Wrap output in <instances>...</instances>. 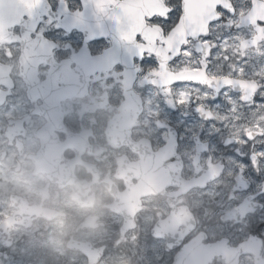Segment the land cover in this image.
<instances>
[{"label":"flooded vegetation","instance_id":"af4514ba","mask_svg":"<svg viewBox=\"0 0 264 264\" xmlns=\"http://www.w3.org/2000/svg\"><path fill=\"white\" fill-rule=\"evenodd\" d=\"M232 2L173 60L174 13L150 20L162 30L136 35L123 61L99 70L75 59L58 85L72 80L77 94L59 100L53 123L14 77L6 105L21 88L31 111L1 120L0 264H90L88 243L105 247L100 264L154 253L162 264H264V0ZM79 35L71 55L56 40L58 62L78 55ZM114 47L89 42L93 56ZM14 54L0 44L1 62ZM50 69H39L41 89Z\"/></svg>","mask_w":264,"mask_h":264},{"label":"water","instance_id":"95a60500","mask_svg":"<svg viewBox=\"0 0 264 264\" xmlns=\"http://www.w3.org/2000/svg\"><path fill=\"white\" fill-rule=\"evenodd\" d=\"M36 0H0V42L10 41L22 44L21 71L29 80L30 95L32 98H44L45 107L37 110L38 113L48 115L52 120L59 114L58 102L67 96L73 97L77 94L75 82H64L66 88H60L58 77L62 69H71V62L79 60L80 69L95 66L101 67L108 65L114 59L125 60L126 52L129 50L130 40L136 35L143 34L148 38L155 33L153 28L147 26V18L153 19L156 15L169 12L170 9L164 4L163 0H115L109 7L108 15L99 13L92 3V0H83L84 9L71 11L66 2H63L60 9L55 12L49 0H43V5L35 10L34 16L27 13L30 5L35 4ZM228 0H183V15L180 22L172 31L166 42L171 45L174 52L171 59L180 53L184 43L190 38H199L206 31L213 21L219 18L217 8L221 5L228 6ZM113 6V7H112ZM77 13L82 14V19L77 18ZM44 16L53 19H61L62 27L67 31L79 30L85 34L86 44L77 56L70 60L57 63L54 57L56 42L40 34L33 38V34L38 30L43 22ZM21 27L22 37L14 36L10 29ZM103 38H111L115 42V47L109 49L105 54L92 56L88 46L89 42ZM148 40V39H147ZM141 54L145 52H155V49L144 45L140 49ZM170 59V60H171ZM43 63L52 66L49 79L45 82L46 88L41 89L39 83L38 69ZM12 68L0 63V106L5 103L13 87L11 79ZM179 80L185 77L180 76ZM8 85L10 90L1 91V85ZM95 259L96 264L100 258Z\"/></svg>","mask_w":264,"mask_h":264},{"label":"rangeland","instance_id":"374dc122","mask_svg":"<svg viewBox=\"0 0 264 264\" xmlns=\"http://www.w3.org/2000/svg\"><path fill=\"white\" fill-rule=\"evenodd\" d=\"M52 3H57L59 5L60 2L66 1L71 5L72 8H81L82 2L81 0H51ZM41 31L48 35H53L52 38L54 40L59 41V50L61 52H68L70 55L75 53V47L74 45L78 40L81 41V36L79 34H74L70 37H67L65 32L61 29L60 24L57 21L46 19V21L42 25ZM67 41L73 44V47L70 46ZM103 46L108 45V42L101 43ZM107 47V46H106ZM12 52L15 53L12 61H10V65L13 67V77L16 78V80L19 82L23 79L21 73H20V63H19V57H20V48L15 45L12 46ZM45 74V73H44ZM23 90L20 88L18 92L16 93V96L14 99H12L7 106L0 109V126L3 125L1 122L2 119H5L7 116H11L12 111L15 109V114H20L21 111L24 110L27 114L30 113L29 108L31 107L30 104L26 101L25 97L22 95ZM17 107V108H16ZM32 109V108H31ZM10 110V112H9ZM20 110V111H19ZM36 125H39V122H36ZM67 231H70V229L67 228H57L56 233L54 235H63L66 234ZM108 231L105 228H100L98 230H95V232L92 235L99 236L102 238L104 234ZM39 234H42V232H39ZM36 231L34 233H37ZM136 255V251H135ZM162 257L160 254L154 253L151 256H140L139 258H108L106 259L102 264H162L161 262Z\"/></svg>","mask_w":264,"mask_h":264},{"label":"snow or ice","instance_id":"6c2138e0","mask_svg":"<svg viewBox=\"0 0 264 264\" xmlns=\"http://www.w3.org/2000/svg\"><path fill=\"white\" fill-rule=\"evenodd\" d=\"M92 3L95 5V7H96V9H97V11L99 13L108 15L109 7H110L111 4L115 3V0H92ZM43 4H44L43 0H36L35 4L30 5V10L27 13V15L34 16L35 15V10L37 8H39L40 6H42ZM76 15H77L78 19H82V14L81 13H77ZM144 62L147 63L149 61L145 60ZM262 195H264V194H262ZM259 227L261 229H264V223H261L259 225Z\"/></svg>","mask_w":264,"mask_h":264}]
</instances>
